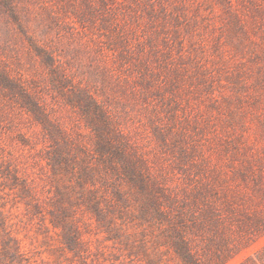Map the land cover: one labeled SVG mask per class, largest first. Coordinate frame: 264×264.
<instances>
[{"label": "rangeland", "instance_id": "rangeland-1", "mask_svg": "<svg viewBox=\"0 0 264 264\" xmlns=\"http://www.w3.org/2000/svg\"><path fill=\"white\" fill-rule=\"evenodd\" d=\"M0 264H264V0H0Z\"/></svg>", "mask_w": 264, "mask_h": 264}]
</instances>
